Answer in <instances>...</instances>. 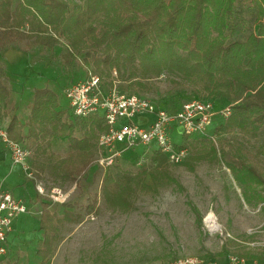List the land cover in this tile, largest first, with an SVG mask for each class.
Masks as SVG:
<instances>
[{
    "label": "trees",
    "instance_id": "1",
    "mask_svg": "<svg viewBox=\"0 0 264 264\" xmlns=\"http://www.w3.org/2000/svg\"><path fill=\"white\" fill-rule=\"evenodd\" d=\"M22 42L66 46L67 63L82 58L86 65L93 64L105 83L113 69L125 78L128 67L139 66L148 80L168 72L205 93L207 101L233 103L231 117L216 120L209 134L243 130L248 123L256 130L264 127V0H0V54ZM142 85L139 80L130 84ZM10 94L6 68L0 64V116ZM27 106L26 120L15 112L8 121L9 138L32 152L33 168L63 183L78 184L98 152L99 136L107 129L104 118L100 114L80 118L70 107L61 108L57 95L44 88L34 90ZM53 138L67 139L64 152L49 150L55 147ZM183 138V145L193 152L184 165L224 162L264 203V174L252 168L242 152L218 149L208 137ZM153 157L167 159L159 150H153ZM113 181V177L103 181L102 193L116 201L123 193H112ZM131 182L127 179L119 186ZM36 194L42 233L36 255L39 264H47L60 241L61 224L73 213L67 208L59 215L50 201ZM97 205L96 194L86 210L91 213ZM5 262L0 259V264Z\"/></svg>",
    "mask_w": 264,
    "mask_h": 264
},
{
    "label": "rangeland",
    "instance_id": "2",
    "mask_svg": "<svg viewBox=\"0 0 264 264\" xmlns=\"http://www.w3.org/2000/svg\"><path fill=\"white\" fill-rule=\"evenodd\" d=\"M66 52V46L47 48L22 42L0 54V64L6 68L11 90L10 103L0 116L4 125L15 112L21 120L27 119V105L36 89H50L57 95L61 108L70 107L66 89L84 80L90 72L94 73V66L86 65L82 58L69 64ZM117 70H112L108 83L116 71L124 92L147 97L170 109L192 100H207L205 93H197L187 80L168 72L148 80L139 66L128 67L125 78H121ZM133 80L143 85L132 88ZM215 102L217 107L225 105L219 99ZM252 125L248 123L243 130L235 128L210 134L213 139H208L218 149L242 152L249 165L264 174V127L256 130ZM172 134L176 145H183L179 129L174 128ZM53 140H56L55 147L49 150L55 154L66 150V138ZM153 149L157 147L154 145ZM153 149L137 147L116 159L109 168L99 166L97 152L91 168L78 184L63 183L51 175L49 180L42 181L47 192L53 186L69 192L63 203L42 196L44 200L50 201L59 215L67 208L73 213L71 220L61 224L60 241L47 264H170L184 256L216 259L222 263L228 256L264 262V203L256 197V191L240 183L224 162L202 160L187 167L183 162L174 164L153 157ZM192 154L190 149L187 159ZM29 164L33 168L32 157ZM11 168L16 167L8 151L1 146L0 182ZM21 172L32 180L22 169ZM107 177L114 180L112 193H123L116 201L106 199L102 193ZM127 179L132 181L128 187L119 186ZM2 185L0 183L1 189L13 192ZM249 185L255 186V183L249 182ZM35 191L29 194V199L37 207L24 214L9 234L7 255L0 258L5 264L40 263L36 251L42 239L38 229L41 208ZM96 194L97 209L88 213L86 205ZM68 204L71 206L65 207ZM209 215L214 216L213 228L207 223ZM76 216L80 217L79 222L74 221Z\"/></svg>",
    "mask_w": 264,
    "mask_h": 264
},
{
    "label": "built area",
    "instance_id": "3",
    "mask_svg": "<svg viewBox=\"0 0 264 264\" xmlns=\"http://www.w3.org/2000/svg\"><path fill=\"white\" fill-rule=\"evenodd\" d=\"M111 83H105L98 74L90 72L84 80L71 84L66 89L73 113L86 118L100 114L107 126L98 139V164L109 168L116 159L137 147L153 149L155 145L169 162L180 164L190 153L188 145H176L173 130L178 128L183 136L189 138L208 137L209 127L217 120L227 121L234 104L221 107L213 101L192 100L183 103L180 109L158 106L153 100L136 94H128L119 86L117 72L114 71ZM0 144L8 151L14 167H20L26 176L35 181L36 191L47 196L52 202L63 203L69 192L59 187L47 190L36 180L29 164L32 152L19 142L9 138L6 127L0 120ZM154 150V149H153ZM30 210L27 202L16 198L11 191L0 188V258L7 255L6 242L13 230L15 219ZM170 264H264L248 261L238 256H228L222 263L214 259L195 256L180 257Z\"/></svg>",
    "mask_w": 264,
    "mask_h": 264
},
{
    "label": "crops",
    "instance_id": "4",
    "mask_svg": "<svg viewBox=\"0 0 264 264\" xmlns=\"http://www.w3.org/2000/svg\"><path fill=\"white\" fill-rule=\"evenodd\" d=\"M4 127H7V125H4ZM31 169L34 173L36 180H38L42 184H44L42 182V181H45L44 179H48V180L50 179V174L48 172L46 173L44 171L42 172L40 171L39 168H31ZM0 183L3 184L2 186L5 185L8 188H11L13 190L12 194L16 198H21L25 200L26 202L27 200H29V203L27 202V204L29 205L30 209L32 208L34 209L37 207V204H34V202L30 201L29 199L30 198L29 194L33 192V190L35 191V187H34L35 181L25 178V175L21 172L20 167L11 168L9 172H7L3 176ZM53 187H56V186H53ZM23 215H20L15 219L13 230L16 228V225L19 224V222L21 221Z\"/></svg>",
    "mask_w": 264,
    "mask_h": 264
},
{
    "label": "bare ground",
    "instance_id": "5",
    "mask_svg": "<svg viewBox=\"0 0 264 264\" xmlns=\"http://www.w3.org/2000/svg\"><path fill=\"white\" fill-rule=\"evenodd\" d=\"M207 223H209V226L213 228L215 226V220L213 215H209L207 217Z\"/></svg>",
    "mask_w": 264,
    "mask_h": 264
}]
</instances>
